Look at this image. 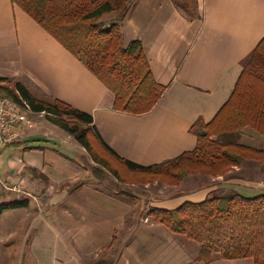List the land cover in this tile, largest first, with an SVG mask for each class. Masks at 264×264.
Returning a JSON list of instances; mask_svg holds the SVG:
<instances>
[{"label": "crops", "instance_id": "1", "mask_svg": "<svg viewBox=\"0 0 264 264\" xmlns=\"http://www.w3.org/2000/svg\"><path fill=\"white\" fill-rule=\"evenodd\" d=\"M122 33L125 44L142 42L155 80L166 87L147 113L116 110L105 83L12 0H0V77L11 87L21 82L37 98L59 99L91 114L118 156L156 165L194 150V124L210 122L232 94L243 59L264 38V0H134ZM44 116L31 114L34 125H23L20 136L2 147L5 180H22V191L8 190L17 194L9 201L28 202L0 214V264H255L251 257L217 255L199 262L197 242L148 212L230 189L263 193V164L247 162L200 181L188 176L176 193L152 197L147 207L101 180V188L84 181L101 171L80 143L75 150L81 159L66 151L71 149L44 146L55 133L38 130ZM244 134L263 145L253 132Z\"/></svg>", "mask_w": 264, "mask_h": 264}, {"label": "trees", "instance_id": "2", "mask_svg": "<svg viewBox=\"0 0 264 264\" xmlns=\"http://www.w3.org/2000/svg\"><path fill=\"white\" fill-rule=\"evenodd\" d=\"M12 1L105 83L115 95L116 110L144 114L157 105L166 87L155 80L142 42L123 41L122 21L134 0ZM107 14L118 17L104 23L101 19ZM242 67L232 94L215 117L208 123L198 120L194 124L195 149L151 166L138 165L113 152L101 139L91 114L59 99L37 98L19 81L6 87V92L16 99L18 92L33 110L49 113L51 121L72 134L104 167L110 165L101 157V148L130 171L180 181L190 173L217 177L247 162L264 164L262 144L259 147L254 140L243 141L247 131L257 135L253 129L264 136V38L243 59ZM0 80L11 81L4 77ZM198 124L202 131L197 130ZM27 202L21 198L2 203L0 214ZM149 214L173 232L197 242L199 262L207 263L217 255L225 259L251 257L255 264H264V192L249 196L230 189L174 209L152 208Z\"/></svg>", "mask_w": 264, "mask_h": 264}, {"label": "rangeland", "instance_id": "3", "mask_svg": "<svg viewBox=\"0 0 264 264\" xmlns=\"http://www.w3.org/2000/svg\"><path fill=\"white\" fill-rule=\"evenodd\" d=\"M117 17L118 16L116 14H107L101 20L104 23H107L109 21L115 20ZM9 87L11 88V86ZM47 117L48 116L46 115L39 119L40 121H43V123L38 128V130L41 131L42 129H44V132L46 130L48 134H49V131L54 130L55 133L52 134L51 136H48L49 139H52L53 141L52 140L49 141L48 144H45V143H42V144L44 146L47 145L49 147L52 146V147L61 149L63 151L66 148L71 149V151L69 150H66V151L72 153L74 157L81 159L82 158L81 155L76 156L77 151L75 149L77 148V146H80L76 138L75 139L67 138L64 135L65 131H62L63 128L60 129L61 127L57 125L56 123H54L53 121H47L48 120ZM51 122L56 124L60 128L54 129L55 127L51 124ZM196 128L199 131L203 130V127L201 124H198ZM253 131L256 132L259 138L263 140V145L261 146V144H259V147L261 146L264 148V136L260 135L254 129ZM243 141L247 143L253 142V140L248 139L245 134L243 136ZM98 151L100 152L101 157L109 162L110 167L109 168L104 167L100 163L96 162L101 172L99 174L98 173L93 174L94 172L92 173L91 171L92 178L89 180L86 179L84 181L94 183V185L96 184L100 188H101V181H102L103 186H105L107 189L116 191L122 196L129 198L132 201L139 200L141 202V205L143 206H145L146 204L148 205L152 197L171 195L173 193H176L179 189H181L179 186L182 183V181L188 176H193V178L199 181L207 179L208 176H211L207 173L197 172V173L188 174L180 181H168L162 178L150 177V175H147L146 173L130 171L126 169L121 164L120 161L115 159L113 156H111L108 152L104 151L102 148L101 150L98 149ZM6 153L7 152L3 150L2 148L0 151V180H5V177L1 171H4L7 168L6 167V164H7L6 163ZM90 159L93 160L91 155H90ZM90 166L92 169L93 166L91 164ZM114 171H116V173ZM263 180H264V164H263ZM16 197H17L16 193L6 190L3 187L2 183L0 182V203L5 200L9 201L10 199H14ZM147 207L145 208V210L147 209ZM146 219L148 220V217H146Z\"/></svg>", "mask_w": 264, "mask_h": 264}, {"label": "built area", "instance_id": "4", "mask_svg": "<svg viewBox=\"0 0 264 264\" xmlns=\"http://www.w3.org/2000/svg\"><path fill=\"white\" fill-rule=\"evenodd\" d=\"M7 86L6 81L0 80V151L5 144L14 142L20 136V128L23 125L29 127L34 125L30 119L31 114H49L45 111L37 112L33 110L30 104L18 92V99L8 95L6 92ZM0 182L6 190L14 192L22 191V180L15 185L8 184L6 180H0Z\"/></svg>", "mask_w": 264, "mask_h": 264}]
</instances>
